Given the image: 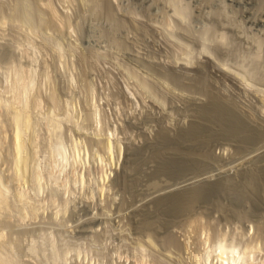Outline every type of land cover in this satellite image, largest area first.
<instances>
[{"label":"rangeland","instance_id":"1","mask_svg":"<svg viewBox=\"0 0 264 264\" xmlns=\"http://www.w3.org/2000/svg\"><path fill=\"white\" fill-rule=\"evenodd\" d=\"M0 18V94L7 96L11 78L6 77L16 63L24 61L18 66L25 69L33 65L39 150L49 142L43 116L55 106L67 143L78 140L87 152L103 153L100 143L110 138L121 148L118 160L104 165L105 178L87 164L79 169L87 173V183L63 182L67 189L58 186L63 192L55 189L56 198L47 188L36 213L22 218L13 206L16 214L0 218L6 221H0V247L9 262L192 264L189 247L199 251L206 238L225 235L256 245L251 262L264 263V138L241 143L216 134L221 124L197 111L216 96L235 103L264 131V0H0ZM6 115L0 116V155L9 164ZM195 122L206 131L182 142L180 131ZM164 133L178 140L161 143ZM176 152L211 162L180 174L157 172L161 157L174 159ZM6 166L2 173L11 185ZM220 171L235 194L222 189L183 212L153 198L156 192L167 195L216 181Z\"/></svg>","mask_w":264,"mask_h":264},{"label":"bare ground","instance_id":"2","mask_svg":"<svg viewBox=\"0 0 264 264\" xmlns=\"http://www.w3.org/2000/svg\"><path fill=\"white\" fill-rule=\"evenodd\" d=\"M19 11H20V9H19ZM17 15H20V14L17 13ZM16 16H15V18H13V19H15V22L17 21L16 20ZM22 16L20 15V20H19V17H18L19 23H21L23 21V20H21ZM32 17H33V15H32ZM1 18H3V17H1ZM2 22L4 23V21H2ZM25 23H27V22H25ZM4 25H6V24H4ZM22 25H23V22H22ZM38 31L39 30H37V32ZM28 32H30V31H28ZM31 35H29V36H31ZM22 39L23 38H21V40ZM41 39H42V37H41ZM60 53H62V52H60ZM14 55H15V53H14ZM22 62H24V61H22ZM21 63L18 62V64H21ZM13 64H15V63H13ZM18 64L16 63L14 67L12 66L13 67L12 69H11V66H10V68H8V71H9V69H11L10 70L11 72H9L10 73L9 77H6L5 76L6 79L7 78H11V80L9 79L10 82H11V85L9 84L10 87H9V90H8V94L6 93L8 97L6 95H5L6 96L5 97V96H2L3 94H0V109L3 110V111H0V116L1 115H3V116L6 115V114H4V112L7 113V115H8V116L6 115L7 116V121L9 120L8 118H10V120H9L10 122L9 123H11L10 124V126H11L10 127L11 128V132H10V129H9V132L11 134V136H10V138H11V140H10L11 141L10 142L11 143V146L9 145V147H11V148H9L10 149L9 156H10L11 159L9 158L10 159V161L8 162L9 164H7V161H5L6 159L3 160L1 158L2 154L0 155L1 161L2 160L5 161V163L4 164H1V166H0V218L2 217V219L3 218L5 219V216H6L5 214H7L8 212H11L13 210L12 209L13 206H14V208L17 209V211H18L17 214L19 213V215H17V216L22 217V218H25L23 215L27 214L28 217H29L30 216L29 215V212H32V213L35 212L36 213L38 207L40 205H42L41 202L39 203V200L42 199V198L40 199V196H41V194H44V192H45V190L47 188H48L47 191L51 190V194L49 193V196L50 195L52 196L53 195L52 192H54L55 189H56V191L58 193H59V191L63 190V188L61 189V187H64V186L61 185L63 182H69L68 183L69 187H70V182H72V181L74 182V184L78 183V186L81 185V183L82 184L87 183L86 182V178L87 177H85V175H87V173L84 175L83 172H81V171L79 172V169L82 170V168H84L87 164H89V165H96L98 167V169L96 171L98 172V170H100L99 171V176H102V174H103V172L105 170V169H103V168H105L104 165L106 163L109 164L112 161L114 162L115 160H118L117 158L121 154L119 152L121 150V148L119 147L118 143L116 141H114L115 139L112 141L110 138H107L104 142L100 143V144H102L101 145V148L104 151L103 153L100 152V151H98V149H96L93 153L87 152L86 150H84L83 148H81V146L83 144L81 146H79V144L77 142L78 140L77 141L76 140L74 141L72 139L73 141L71 140L70 143L69 142L67 143L66 142L67 140L65 141L64 138H63V136H62V134H61V132H62L61 130H62V127H63L61 125L62 122L59 120V118L57 119V117L55 115L57 113H53L52 112L53 109L51 111H49L50 108L48 109L49 112L45 113V115L43 114L44 116L42 115L43 116V119H44V120L43 119L42 120L45 121V123H44L45 126L44 127L47 130L46 132L49 133V135L46 134L47 137H48L47 139H49V142L47 141L48 147L46 149H44V150L41 149L43 152L40 151L37 142H38V132H39L38 131L39 130V125H38L39 124V120L38 119H40L41 117L39 116V113H37V114L35 113L36 112L35 110L38 108L37 107L38 106V103L36 102V97L33 94V92H34L33 90L35 88L34 86H35V80H36V72H35L36 70H34L35 68H33V65H32V67H29L31 65L30 64L29 65L27 64L28 65L27 68L28 67L29 68L28 69H25V68H22L23 64H22V66H20V65L18 66ZM1 65H3V64H1ZM16 66H18V67H16ZM1 69H2V66H1ZM5 69H6V66H5ZM6 74H8V73H6ZM5 92H7V90ZM51 99H52L51 102H53V103L56 104V100H55L56 97L53 94L51 96ZM208 101L209 102L206 105L201 106L200 108H198L199 110H197V111L199 113V116L201 115L200 117H205V118H207V120H210V122L211 121L212 122L213 121H215V122L217 121L218 124L219 123L221 124V128L218 131L219 133L216 131L217 132L216 134H220L222 136L230 137L231 139L233 138V140L235 139V140H237V142L239 141L241 143L242 142H244V143L248 142L249 143L250 141H254L255 142L258 139H259V141H263L262 138H264V131L261 130L258 127V125H256L253 122V120H248V119L244 118L242 116L243 114L241 115L242 112L240 111V109L239 110L237 109L235 103L233 104L232 102L231 103L230 102H226L225 100L220 99V98H218L216 96H212L211 99L208 100ZM229 101H231V100H229ZM55 107H52V108H54V110H53L54 112H55ZM66 112L68 113L69 111L66 110ZM68 115H69V113H68ZM65 118L69 120L68 116L65 117ZM203 121H204V119H203ZM200 122H202V120ZM200 122H198V123H200ZM198 123L197 122L192 123V126H190L189 129L180 131L181 133L179 134V139H182V142H183V139H185V138L187 139V137H188V140H189L192 136H194V137L195 136H198L199 134H201L204 131H206V128L203 126V124L201 125V124H198ZM204 124H207V123L205 122ZM210 126H212V125H210ZM210 126H208V127H210ZM216 129H218V128H216ZM214 130H215V128H214ZM207 131H208V129H207ZM168 134L166 133L167 136L165 135V133L164 134H161L162 135V136H160L161 137V143H162V141L167 140V137L169 136ZM213 134L215 136V133H213ZM206 135H209V134L207 133ZM217 136L219 137V135H217ZM170 137H168V140L171 139ZM175 140H178V136L173 141H175ZM197 140L198 139H196V141ZM156 141H158V139ZM171 141H172V139H171ZM158 142H156V143H158ZM168 142H170V140ZM201 143H203L202 140H201L200 144ZM157 145H160V144H157ZM7 148H6V150H9ZM101 148H100V150H101ZM160 153H162V152H160ZM205 154L207 155V153H205ZM209 154H211V153H209ZM178 155L176 157L174 156L173 157L174 159L171 158V159H168V160H164V158H163L164 156L161 157L162 158V161L160 162V165L158 164L159 165V168H158L159 170H157V172L158 171H160V172L170 171V172H173L174 174H180L183 170L185 171L186 168L187 169L188 168L191 169L192 167H195V166H199V167L201 166L202 167L201 162L202 163H207L208 162V161L207 162H203V160H200L201 162L199 163V162H197L198 159L197 160H193V158H192V160H191V157L189 159L188 156L185 157L182 154L179 155V156ZM160 156H161V154H160ZM192 156H194V155H192ZM158 158H159V156H158ZM204 158H208V157L205 156ZM215 159H216V161H218L217 158H215ZM210 162H208L207 165ZM0 163H3V162H0ZM5 164L7 165L5 168L10 172V174L7 175V176L10 177V179H9V177H7V179L9 180V182L11 180V183H12L11 185H9L10 183L8 184V182L5 181L6 180L5 179V176H3L4 175L3 174L4 172L2 173V168L1 167H4ZM201 167H200V169H203L204 168V167H202V168ZM91 168H92V166H91ZM91 168H90V170H91ZM93 168H92V171H93ZM88 170H89V168H88ZM106 170H107V168H106ZM220 172L223 173V171H220ZM221 173H220L221 178L220 179H217L216 181L213 180V179H212L213 181L210 180V179L209 180L206 179V181L202 180L201 182H203V181L204 182L201 183V184L199 183V184H196V185L191 186V187H189V186L187 187L186 186L187 188L184 186L183 189L182 188L181 189L180 188H177L178 190L176 189L171 194H167V195H165L164 192L163 193L156 192V194L154 195L153 198H155V200H157L162 206L167 205L168 209H171L173 211H175V210H179V211L181 210L182 211V210L187 209L189 205H190V207L191 206H194L193 205L194 202H197L198 200L200 202V199H204V198H207L208 199L211 195H213L214 193H216V192H218V191H220L222 189L227 190V192L229 191V193H231V194H235L236 193L235 189L230 187L231 184L228 185L230 183L229 180H228V177L225 178L223 176L225 174V172L223 174H221ZM106 176H107V174H106ZM102 177L105 178L104 176H102ZM250 177H251V180L254 183L255 182L257 183L256 178H255V175L254 176H250ZM96 181L97 182H100V180L99 181L96 180ZM227 181H228V184H227ZM258 181H260V180H258ZM198 182H200V181H198ZM60 185H61V187H60V190H59L57 188ZM69 187H68V189H69ZM100 187H102V186L100 185ZM64 188H66V186ZM57 192H56V195L54 194L53 197L56 198ZM61 192H63V191H61ZM71 192L72 191H70V193ZM211 197H213V196H211ZM41 201H43V199ZM61 201L63 202V200H61ZM155 203L156 202H154V204ZM63 204H65V203H63ZM195 204L197 205L198 202L195 203ZM167 207H166V209H167ZM16 209H14L15 210V212H14L15 214H16ZM58 210H59V208H58ZM60 210H61V208H60ZM62 211H64V210H62ZM56 212H57V209H56ZM144 213L147 214V211H145ZM8 214L9 215H7V216H10L11 215L10 213H8ZM12 215H13V213H12ZM32 216H33V214H32ZM0 221L2 222L3 220L0 219ZM4 222H6V221L4 220L3 223ZM148 223H151V222H148ZM146 227H148V226H146ZM1 234H0V239H3L4 240V237H1ZM214 237H215V235H214ZM9 238H10V236H9ZM252 238H253V236H252ZM45 239H47V238H45ZM17 240H18V238H17ZM0 242H2V241H0ZM35 242H33V243H35ZM4 243L6 244V241ZM0 245H1V243H0ZM29 245H31V244H29ZM48 245H49V243H48ZM198 245H200V244H198ZM52 246H50V247H52ZM2 247H4V246L2 245ZM2 247H0V250H1V252H0V264H14V263H11V262H13L12 258H11L12 261L9 262L6 259V257H8V256L5 257L6 254H2V252H3L2 250H4V249H1ZM12 247H15V246H12ZM9 248H10V244H9ZM30 248H34V246L33 247L31 246ZM53 248H55V247H53ZM190 248L191 247H189L188 250H190L189 251V253H190V256L189 257L191 259V263L192 264H252L251 261L254 260V258H255L253 255L255 253L254 250L256 249V245L251 244L250 242L249 243H246L245 245H243L242 243L241 244L240 243H236V240H231V239L227 238L225 235H222V236H218L217 238L213 239L212 241L210 240V238H206L203 241L202 247H201V249L199 251H197V250L195 251L194 250L195 247L193 248V250H192V248L191 249ZM5 249H7V248H5ZM36 249H39V247L37 246ZM56 250H57V253L53 252L54 253L53 255H54L55 258L51 257V254H50V258H53V260L54 259L57 260V258L59 257V255H58L59 249L56 248ZM70 250H72V249H70ZM53 251H55V250L53 249ZM64 251H65V249H64ZM66 251L63 252V253H67L68 254L69 251L68 252H66ZM36 253H38V252H36ZM63 253L61 252V255ZM33 254H34V251H33ZM62 256H64V258H66L65 257L66 255H62ZM8 259H9V257H8ZM60 259H61V257H60ZM62 261H63V258H62ZM53 264H55V263H53ZM261 264H264V263H261Z\"/></svg>","mask_w":264,"mask_h":264}]
</instances>
